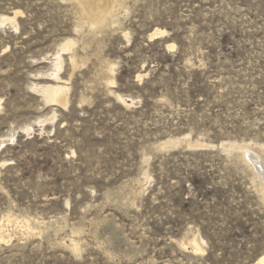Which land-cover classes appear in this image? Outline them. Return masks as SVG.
I'll return each mask as SVG.
<instances>
[{"label":"rangeland","instance_id":"374dc122","mask_svg":"<svg viewBox=\"0 0 264 264\" xmlns=\"http://www.w3.org/2000/svg\"><path fill=\"white\" fill-rule=\"evenodd\" d=\"M263 171L264 0H0V264H252Z\"/></svg>","mask_w":264,"mask_h":264},{"label":"bare ground","instance_id":"6f19581e","mask_svg":"<svg viewBox=\"0 0 264 264\" xmlns=\"http://www.w3.org/2000/svg\"><path fill=\"white\" fill-rule=\"evenodd\" d=\"M105 8H106L105 4H103L102 2L98 3V5H96V7L94 8L95 9V15L93 16V18L95 20L102 18L103 14L105 13ZM1 20L3 23L8 21V22H11L12 25L14 24V19H12V18L2 16ZM157 34H158L157 32H154L152 35H150V38L156 36ZM42 92H43V95H44V97L48 103H54V104H59V105L62 104L63 105V101L65 99V92L63 91L62 87H59L58 85L48 86L46 88H43ZM241 150L243 152V154H242L243 158L245 156V153H247L246 154L247 160H248L251 168L261 169V161L259 160V158L256 155H254V154L251 155L248 152L249 150H246L244 148H241ZM252 264H264V253Z\"/></svg>","mask_w":264,"mask_h":264}]
</instances>
